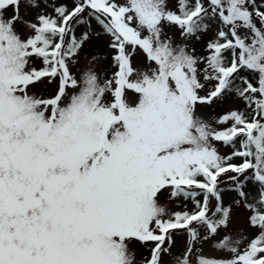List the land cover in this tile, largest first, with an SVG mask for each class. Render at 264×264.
Wrapping results in <instances>:
<instances>
[{"label":"snow or ice","instance_id":"1","mask_svg":"<svg viewBox=\"0 0 264 264\" xmlns=\"http://www.w3.org/2000/svg\"><path fill=\"white\" fill-rule=\"evenodd\" d=\"M0 264H264V0H0Z\"/></svg>","mask_w":264,"mask_h":264}]
</instances>
